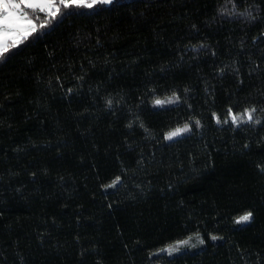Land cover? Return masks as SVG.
<instances>
[{
    "label": "trees",
    "instance_id": "trees-1",
    "mask_svg": "<svg viewBox=\"0 0 264 264\" xmlns=\"http://www.w3.org/2000/svg\"><path fill=\"white\" fill-rule=\"evenodd\" d=\"M71 11L0 60V264H264V0Z\"/></svg>",
    "mask_w": 264,
    "mask_h": 264
},
{
    "label": "snow or ice",
    "instance_id": "snow-or-ice-1",
    "mask_svg": "<svg viewBox=\"0 0 264 264\" xmlns=\"http://www.w3.org/2000/svg\"><path fill=\"white\" fill-rule=\"evenodd\" d=\"M115 0H0V60H6L9 57V53L12 48L17 47L23 41L27 40L30 36L37 33L39 30L47 28L52 20H55L59 16H68V15H82L83 13L75 12L71 10H80V9H93L95 6H108L114 4ZM233 7L236 5L233 3ZM249 8L252 6L249 5ZM259 7L258 5L256 6ZM28 10H31V14ZM222 14L228 16L240 15L248 19V21H257L260 17L259 15H253L252 11L247 9L243 12L236 13L234 11H228L227 9H222ZM36 13L43 14V19L36 15ZM195 27V25H193ZM261 37H264V31H261L259 34ZM257 37H253V40H256ZM59 79V77H57ZM69 93L72 92V89H68ZM173 97L176 100L179 97L173 92ZM174 100H154L155 105H163L165 103H174ZM108 105L110 106L112 101L109 100ZM256 111L255 108H245L243 116L246 119H241L240 116L235 114L230 107L228 109V116L231 120L232 125H240L242 123H253L259 124L258 119H254L253 113ZM213 119L216 120V123L219 124L222 121L219 116L213 112ZM196 126H200V121L196 120ZM223 123H228V120H224ZM190 130L189 125L185 124L183 128H178L170 133L165 135V139H172L175 136H178L181 133L187 132ZM245 148L248 147L247 144L244 145ZM258 167H260L258 165ZM261 171L264 172V168H261ZM120 177L116 179L110 185H105V187H114L119 181ZM111 207V205H109ZM253 213L248 212L245 215L239 218L240 221H247L252 217ZM199 238V234L197 233ZM212 239H217L213 236ZM201 244L204 243L202 239L199 241ZM179 244H185L187 241H178ZM178 249H170V251H176Z\"/></svg>",
    "mask_w": 264,
    "mask_h": 264
},
{
    "label": "rangeland",
    "instance_id": "rangeland-1",
    "mask_svg": "<svg viewBox=\"0 0 264 264\" xmlns=\"http://www.w3.org/2000/svg\"><path fill=\"white\" fill-rule=\"evenodd\" d=\"M28 11H29V13L31 14V10H28ZM40 16L43 17L42 15H40ZM245 119H246V117H245ZM186 133H187V132L181 133V134H179L178 136L173 137L172 139H175V138H178V137H180V136H183V135H185ZM172 139H168V140H172ZM245 222H246V221H240V220H239V223H245ZM197 244H199L197 240H195V239H191V240L187 241V243H185V244H178V245H176L175 247L170 248V249H178V250H176V251H170V249H167V250H165L164 252H165L166 254H174V253H177L178 251H180V250H182V249H184V248L192 249V248H194Z\"/></svg>",
    "mask_w": 264,
    "mask_h": 264
}]
</instances>
